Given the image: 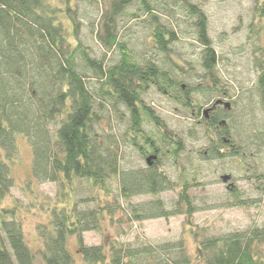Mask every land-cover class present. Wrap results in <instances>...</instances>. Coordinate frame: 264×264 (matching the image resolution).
Masks as SVG:
<instances>
[{
    "label": "trees",
    "instance_id": "1",
    "mask_svg": "<svg viewBox=\"0 0 264 264\" xmlns=\"http://www.w3.org/2000/svg\"><path fill=\"white\" fill-rule=\"evenodd\" d=\"M88 1L0 0V198L15 185L6 161L18 157L19 138L31 146L37 182L55 183L62 192L71 185V195L79 183L90 194L58 207L47 203L55 207L47 226H38L37 250L26 243L15 219L17 201L0 210V264H77L67 247L73 237L81 246L80 264H264V226L207 234L194 224L198 209L190 191L199 182L197 170L188 172L180 163L184 135L170 128L147 100L156 91L176 114L196 122L185 137L196 140L201 129L205 144L194 152L200 160L236 163L238 174H224L229 175L230 196L225 206L251 207L264 199V122L258 126L255 120L257 109L264 112V57L255 63L251 94L233 99L217 70L220 58L209 38L207 16L190 0L173 2L200 48L198 60L185 66L172 60L181 26L166 23L159 13L171 5L102 0L96 31L102 53L96 55L79 38L78 5ZM256 4L264 19V0ZM123 18L139 19L147 31L142 53L119 35ZM219 103L230 109L211 111L205 120L202 108ZM102 119L120 131L100 134ZM131 151L150 164L143 160L145 167L135 168L125 163ZM167 161L175 177L165 169ZM240 179L251 183L258 197L238 189ZM171 191L174 199L168 203L162 194ZM140 196L143 201L132 202ZM118 210L130 222L183 216L182 233L192 243L181 236L155 244L109 239L84 246L82 235L101 231V222Z\"/></svg>",
    "mask_w": 264,
    "mask_h": 264
},
{
    "label": "rangeland",
    "instance_id": "2",
    "mask_svg": "<svg viewBox=\"0 0 264 264\" xmlns=\"http://www.w3.org/2000/svg\"><path fill=\"white\" fill-rule=\"evenodd\" d=\"M158 1L163 5H171L173 8L168 9L165 6L166 9L159 12L163 20L169 24L175 22L181 26L180 30L183 32L179 34L178 42L173 45L175 54L172 55V60L176 63H184L183 66L188 61H197L200 48L193 39L187 19H184V15L179 13L173 3L175 0ZM190 2L201 8L207 16L209 38L220 58L217 70L223 82L230 85L232 98L236 99L239 94H251L252 85L258 75L255 63L261 57H264V19L257 15L255 10L256 0H190ZM78 6L81 20L79 38L96 55H100L102 51L96 39V31L102 11V0H89L88 2L79 3ZM157 9L159 10V8ZM91 22L92 25H90ZM121 26L122 29L119 35L124 36V39L133 50L142 53V43L148 33L142 28L140 20L123 18ZM147 100L150 104L156 106L158 114L167 122L170 128H173L177 134L184 135L186 151L182 154L180 163L188 172H193V169H196L197 178L195 182H199V185L193 187L190 191V195L193 197L198 209L193 217L194 224L206 228L207 234H224L236 230H245L251 226H264V199L251 207L225 206L230 196L226 189L229 175L224 174H238L236 163L200 160L199 155L194 152L200 150L205 144L200 132L201 129L197 130L196 140L185 137V135L188 136L189 131L193 130L194 126L192 127V125H195L196 122L190 118L191 121H189L186 117L182 118L176 114L171 105L156 91L148 95ZM256 114H258V117L256 116L255 120L258 121V126H260L264 122V112L257 109ZM111 124L115 123L112 122ZM99 126L98 132L100 134L106 133V131L118 132L121 128L110 127L109 129L107 119H102ZM243 137L247 140L246 135H243ZM17 147L18 157L12 162L6 161L15 185L9 194L0 198V210L9 208L14 200L17 201L15 219L21 223L26 243L30 248L37 250L40 244L38 226L47 224V220L51 217L52 208L55 207L47 205V203H54L58 207L63 205L64 200L76 201L81 197L82 199L84 197L88 198L90 194L87 189L80 188L79 183L76 184L71 195L67 190L71 185H67L65 192H62L61 188L55 183L37 182L33 178V153L29 142L25 138H19ZM126 151L124 148L125 155H128ZM129 155L130 157H126L125 163L129 162L135 168L145 167L144 161H141L135 153L131 151ZM262 158L264 159V156ZM167 163L165 169L172 177H175V170L170 162L167 161ZM190 165H193L192 170ZM180 167L182 170V166ZM235 183L238 189L248 194L247 196L258 197L257 193H253L251 183L244 179L235 181ZM111 190L115 192L113 186ZM100 196L103 198L102 195ZM144 198L141 196L136 197L132 202L143 201ZM162 198L170 203L174 199V192L163 193ZM120 205L122 208H126L125 203L120 202ZM123 210L116 211L111 218L107 216L101 222V231L84 233L82 235L83 245H99L109 239H118L132 244H155L157 242L174 241L181 238V236L186 239L188 244L192 243L188 234L182 233L183 216L172 217L168 220L153 219L144 222H130L125 217ZM6 219L10 221L13 218L6 215ZM0 235L4 236L3 231L0 232ZM67 247L75 262L80 264L81 246L74 237L67 240ZM192 247H189L191 248L190 251L194 249Z\"/></svg>",
    "mask_w": 264,
    "mask_h": 264
},
{
    "label": "flooded vegetation",
    "instance_id": "3",
    "mask_svg": "<svg viewBox=\"0 0 264 264\" xmlns=\"http://www.w3.org/2000/svg\"><path fill=\"white\" fill-rule=\"evenodd\" d=\"M216 99H218V97ZM222 100L223 101H227L228 98L222 97ZM219 109L223 110V111H228L230 108L226 107L225 104H222V103L216 104L215 106L213 104H209V105H206L204 108H202L201 114H202L203 118L205 120H207L209 118V114H210L211 111H215V110H219ZM195 114H196V112L193 113V116H195ZM198 123H200V121ZM210 134H212L216 138L215 133H210ZM151 158L154 159L155 157L151 156ZM146 159H148V158H144L143 159L145 161V163L150 164V160L146 161Z\"/></svg>",
    "mask_w": 264,
    "mask_h": 264
},
{
    "label": "water",
    "instance_id": "4",
    "mask_svg": "<svg viewBox=\"0 0 264 264\" xmlns=\"http://www.w3.org/2000/svg\"><path fill=\"white\" fill-rule=\"evenodd\" d=\"M225 106H226V107H229V104L226 103Z\"/></svg>",
    "mask_w": 264,
    "mask_h": 264
},
{
    "label": "bare ground",
    "instance_id": "5",
    "mask_svg": "<svg viewBox=\"0 0 264 264\" xmlns=\"http://www.w3.org/2000/svg\"><path fill=\"white\" fill-rule=\"evenodd\" d=\"M149 159H147V161H148Z\"/></svg>",
    "mask_w": 264,
    "mask_h": 264
}]
</instances>
